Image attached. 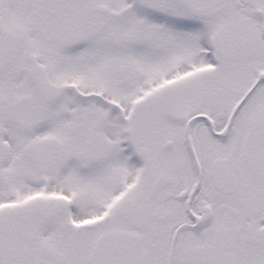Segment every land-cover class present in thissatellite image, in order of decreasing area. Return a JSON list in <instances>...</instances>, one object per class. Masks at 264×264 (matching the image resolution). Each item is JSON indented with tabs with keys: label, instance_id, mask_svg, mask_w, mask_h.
I'll return each mask as SVG.
<instances>
[{
	"label": "snow or ice",
	"instance_id": "obj_1",
	"mask_svg": "<svg viewBox=\"0 0 264 264\" xmlns=\"http://www.w3.org/2000/svg\"><path fill=\"white\" fill-rule=\"evenodd\" d=\"M0 264H264V0H0Z\"/></svg>",
	"mask_w": 264,
	"mask_h": 264
}]
</instances>
